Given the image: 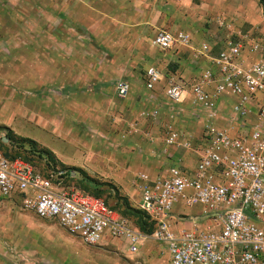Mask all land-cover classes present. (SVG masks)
<instances>
[{
  "label": "crops",
  "instance_id": "obj_1",
  "mask_svg": "<svg viewBox=\"0 0 264 264\" xmlns=\"http://www.w3.org/2000/svg\"><path fill=\"white\" fill-rule=\"evenodd\" d=\"M219 22L232 32L264 33L259 0H0V132L31 140L60 165L112 185L137 208L136 174L154 178L170 165L194 168L195 153L161 143L166 126L187 129L178 131L195 142L201 134L177 121L163 89L170 76L190 82L214 70L211 59L231 33ZM159 30L187 33L190 47H153ZM201 45L206 56L195 54ZM148 67L160 74L151 90L144 86ZM118 81L129 85L123 99L115 95ZM231 101L216 103L222 128L231 124ZM184 102L190 103L175 105ZM152 110L158 116L145 117ZM173 209L174 232L189 229L200 211ZM85 246L21 209L17 196L0 201V264H167L164 246L151 240L138 241L134 253L127 241L107 235L91 250Z\"/></svg>",
  "mask_w": 264,
  "mask_h": 264
},
{
  "label": "built area",
  "instance_id": "obj_2",
  "mask_svg": "<svg viewBox=\"0 0 264 264\" xmlns=\"http://www.w3.org/2000/svg\"><path fill=\"white\" fill-rule=\"evenodd\" d=\"M264 24V0H259ZM222 41L220 52L211 59L214 70H202L190 82L170 76L163 96L170 104L187 99L204 115L199 139L185 132L164 128V148L195 153L191 171L170 165L165 174L150 178L134 176L138 192L137 209L153 224L150 234L132 229L127 219L82 191L66 185L76 179L70 169L53 167L33 158L31 165L19 158L9 160L0 154V201L19 198V207L35 217L53 221L68 235L86 246H96L103 236L128 242L134 253L138 241L163 245L167 264H264V33L231 31ZM190 36L182 31L159 30L151 45L161 51L189 48ZM201 45L196 55L206 56ZM145 88L151 90L160 74L154 67L144 73ZM115 95L123 99L129 85L118 81ZM230 98V125L216 121V103ZM157 110L145 117L156 118ZM0 141L7 140L1 136ZM39 168V169H38ZM175 205L184 209L199 207L186 230H170V213Z\"/></svg>",
  "mask_w": 264,
  "mask_h": 264
},
{
  "label": "trees",
  "instance_id": "obj_3",
  "mask_svg": "<svg viewBox=\"0 0 264 264\" xmlns=\"http://www.w3.org/2000/svg\"><path fill=\"white\" fill-rule=\"evenodd\" d=\"M4 138L7 140L6 144H3L1 141V145L3 147H17L18 149L21 150V152H23V155L19 156V153L16 154L15 156H9L8 154L6 155L5 153H0L3 157L9 159V160H13L15 158H19L22 161H24L25 163L31 164V165H35L33 164V158L37 159V161L39 162V160H46V162L48 164H50L51 166H57L61 169H70V170H74L77 173V178L76 179H72V180H68V183H73L75 180L78 179V177H80L81 181H85L87 185H90L89 187L91 188H95V187H102L104 189L107 190V194L109 195V197H111L112 199H114L115 204L117 205L118 209H119V215L121 217H126V218H131L133 220V224L136 227V230L144 235H148L152 232L153 230V224L151 222H149L147 216H145V214H143L141 211H139L137 208H133L128 200L121 196L118 191L115 189V187H113L112 185L108 184V183H100L98 181L92 180L89 177H87L83 172H81L79 169L76 168H70V167H65L63 165H60L59 163L56 162V160H54V158L52 157V155L47 152L46 150H43L41 148H39L34 142H32L31 140L28 139H14L12 137L11 132H9L7 130L6 134H4ZM76 189H78L77 187H74ZM80 190V189H78ZM82 191V190H80ZM83 192V191H82ZM84 193V192H83ZM87 194V193H85ZM88 195V194H87Z\"/></svg>",
  "mask_w": 264,
  "mask_h": 264
},
{
  "label": "rangeland",
  "instance_id": "obj_4",
  "mask_svg": "<svg viewBox=\"0 0 264 264\" xmlns=\"http://www.w3.org/2000/svg\"><path fill=\"white\" fill-rule=\"evenodd\" d=\"M166 72L170 73V74H174V71L176 72V68H173V67H170V66H167L165 68ZM166 107L168 108V106L166 105ZM174 108V112H176L175 114H177V121L179 120V122H181L182 125L185 124V121L184 120H187L190 124H193L192 128L194 133L197 132V135L198 133L200 132L201 130V120H200V114L199 116L197 115V110H195V108L192 106V104L188 103V102H184L180 105H174L173 106ZM196 114V116H195ZM162 118V116H161ZM163 121V120H161ZM187 122V125H190L189 123ZM164 123V121H163ZM186 125V124H185ZM177 130H185L188 132L187 129H179V128H176ZM4 131L0 132V138L1 136H4ZM4 144V143H3ZM0 153H5L6 155L8 154L9 156H12V155H16L19 153V156L20 155H23V152H21L20 149H18L17 147H3L0 143ZM69 154V152H68ZM24 162V161H23ZM36 167H38L39 164H35ZM39 169V168H38ZM88 177V176H87ZM90 179L92 180H95L94 178H91L89 177ZM96 181V180H95ZM70 187H77L78 189L82 190L84 193H87L89 196H91L92 198H95V199H98V200H101L103 202V205L106 207V208H109L110 210H113L115 211L116 213L118 212L119 213V209L117 207V205L115 204L114 202V199H112L111 197H109V195L107 194V190L102 188V187H95L94 189L89 187L90 185H87L85 181H81L80 177H78L77 180H75L73 183H68L66 184ZM174 211V209H173ZM125 219H127L130 223V225L132 224L133 225V220L131 218H126L124 217ZM41 221H44L46 223H50V224H54L53 221H48V220H42ZM138 232V231H137ZM65 235L68 236V237H71V238H74L70 235H68L65 231H64ZM139 233V232H138ZM141 234V233H140ZM95 246H85V250H91L92 248H94ZM99 259V257H98ZM92 264H105V262L103 263H97V262H94Z\"/></svg>",
  "mask_w": 264,
  "mask_h": 264
}]
</instances>
